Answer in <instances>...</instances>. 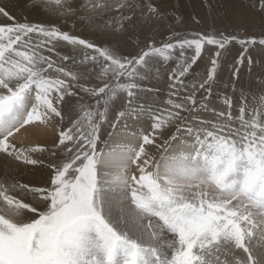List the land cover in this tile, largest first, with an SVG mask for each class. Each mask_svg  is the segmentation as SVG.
<instances>
[{"label":"snow or ice","instance_id":"snow-or-ice-1","mask_svg":"<svg viewBox=\"0 0 264 264\" xmlns=\"http://www.w3.org/2000/svg\"><path fill=\"white\" fill-rule=\"evenodd\" d=\"M203 6L0 0V264H264V0Z\"/></svg>","mask_w":264,"mask_h":264},{"label":"rangeland","instance_id":"rangeland-1","mask_svg":"<svg viewBox=\"0 0 264 264\" xmlns=\"http://www.w3.org/2000/svg\"><path fill=\"white\" fill-rule=\"evenodd\" d=\"M165 6L171 10L177 11L184 19L188 22L187 26L189 29L195 28L196 26L191 23V16L198 15L204 19V24L201 27H208L210 24V19L208 18L209 9L203 6V0H164ZM167 1V2H166ZM249 0H211L212 10L211 13L216 17V27L224 28L225 22L224 17H231L235 13L242 10V5H246ZM197 8H199L197 10ZM201 10V11H200ZM229 30H233L229 27ZM78 34L89 36L88 32L79 31ZM91 38V37H90ZM131 49H125L129 51ZM202 66L197 69V71H202ZM228 73L227 70L222 73V79L227 80ZM42 142V141H40ZM25 143H28L25 141ZM35 143V142H33ZM1 159V157H0ZM15 170V171H14ZM40 173L42 170L37 168L35 170ZM22 174V175H21ZM17 178L25 181H31L32 183H41L43 181V176L40 174H33L23 167H18L16 162L11 160H6L2 157L0 160V178Z\"/></svg>","mask_w":264,"mask_h":264},{"label":"bare ground","instance_id":"bare-ground-1","mask_svg":"<svg viewBox=\"0 0 264 264\" xmlns=\"http://www.w3.org/2000/svg\"><path fill=\"white\" fill-rule=\"evenodd\" d=\"M168 1V0H167ZM166 1V2H167ZM165 2V1H164ZM199 8H197L198 10ZM14 11H16L17 15H21L22 11L20 9H15ZM201 11V10H200ZM29 19H40V17L35 16V15H29ZM24 140L27 141L28 143H33V142H43V137L39 134V132H34L32 134H24ZM2 159V157H1ZM0 159V160H1ZM5 159V158H4Z\"/></svg>","mask_w":264,"mask_h":264}]
</instances>
